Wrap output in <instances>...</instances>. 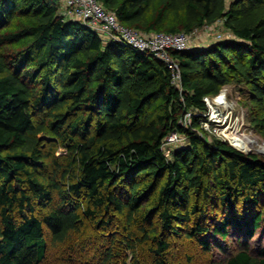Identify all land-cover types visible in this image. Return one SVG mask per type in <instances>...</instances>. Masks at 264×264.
I'll use <instances>...</instances> for the list:
<instances>
[{
  "label": "trees",
  "instance_id": "16d2710c",
  "mask_svg": "<svg viewBox=\"0 0 264 264\" xmlns=\"http://www.w3.org/2000/svg\"><path fill=\"white\" fill-rule=\"evenodd\" d=\"M99 1L143 33L224 20L234 37L171 50L177 87L168 64L65 20L59 0H0V264L52 253L57 264H120L128 251L135 264H170L171 236L216 251L211 264H264V160L208 141L200 115L181 124L239 82L264 134V0ZM16 16L33 21L13 28ZM173 132L187 141L169 157ZM119 222L125 234L105 244Z\"/></svg>",
  "mask_w": 264,
  "mask_h": 264
},
{
  "label": "rangeland",
  "instance_id": "374dc122",
  "mask_svg": "<svg viewBox=\"0 0 264 264\" xmlns=\"http://www.w3.org/2000/svg\"><path fill=\"white\" fill-rule=\"evenodd\" d=\"M230 1L232 0H228V2ZM59 14H61L60 9ZM32 21L33 18L16 16L12 26L13 28L21 27L30 24ZM171 24H173L172 20ZM164 30L165 29H163V31ZM181 32L184 31L181 30ZM233 37L232 32L226 27L224 20H220L212 26L206 25L191 32L192 48L209 46L219 40L233 39ZM29 42V40L24 39L20 43L8 47V50L10 53L14 52L19 48L27 46ZM243 88H245V85L240 84L239 82H232L231 84L226 85L222 91L224 96H226V102L219 108V110L223 111L222 119L220 120V122H222L219 123L218 118H215V120L211 119L212 117L210 112H206L205 116H202L199 120L201 126L197 129V131L201 134V136H204L210 142L221 140L231 144L233 142L231 140V136L234 134L250 138L253 140L252 144L255 148L253 151L239 149L233 144L231 145L246 154H255L264 160V151H259L260 149H264V134L259 132L253 123V119L258 116H262L263 113L260 111L259 105L250 99L248 93L245 92ZM193 116H191V118H193ZM181 124L188 125L190 123H187L184 120ZM182 138L183 141L177 145H173L172 148H178L184 144V142L186 143V137L183 136ZM48 140H50V137ZM172 148L171 146L165 147V152L169 157H171ZM55 155L66 161V158L69 155V149L65 146H60L56 149ZM211 178V175H206V183H209ZM200 195L201 194L199 193L198 201H200ZM152 200L153 198L146 201L144 208L150 209ZM201 202L202 200L200 203ZM120 217L123 219L122 216ZM154 222L155 224L160 223L158 218H156ZM124 234L125 232L122 228V223L119 222V224L115 225L114 228L106 230L101 235L103 236V242L106 244L108 239H111L113 236L117 239L122 237ZM170 240L173 244V249L168 257L170 264H211V261L215 262L216 259H218V254L215 253L216 251L205 254L198 243L187 239L185 236H171ZM141 250L144 251V249ZM133 255L134 253L132 251H128V257L126 259H122L120 264H135ZM189 257L192 258V261L189 260ZM58 262L59 260L56 256L53 253L50 254L48 264H57Z\"/></svg>",
  "mask_w": 264,
  "mask_h": 264
},
{
  "label": "built area",
  "instance_id": "2783aa9c",
  "mask_svg": "<svg viewBox=\"0 0 264 264\" xmlns=\"http://www.w3.org/2000/svg\"><path fill=\"white\" fill-rule=\"evenodd\" d=\"M61 15L68 21H82L92 30L100 34L104 41H116L128 44L140 52H150L156 58L168 64L172 70V82L177 87L181 85V73L179 63L170 54L171 50L186 51L193 49L191 33L186 32H152L142 31L129 27L118 19L117 14L107 9L99 0H59ZM212 26V25H211ZM223 91V89H222ZM222 91L213 97H205L208 106L206 112H210L211 119H222L223 111L219 108L225 104L226 96ZM205 116V113L197 111L188 112L185 117L187 123L191 122V116ZM183 135L173 132L163 142V148L177 145L183 141ZM232 144V143H231ZM173 149V148H172Z\"/></svg>",
  "mask_w": 264,
  "mask_h": 264
},
{
  "label": "bare ground",
  "instance_id": "6f19581e",
  "mask_svg": "<svg viewBox=\"0 0 264 264\" xmlns=\"http://www.w3.org/2000/svg\"><path fill=\"white\" fill-rule=\"evenodd\" d=\"M231 140L233 141L232 144L239 149H245L247 151L255 150L252 144L253 140H251L250 138L234 134L231 136ZM259 151L263 152L264 149H260Z\"/></svg>",
  "mask_w": 264,
  "mask_h": 264
}]
</instances>
